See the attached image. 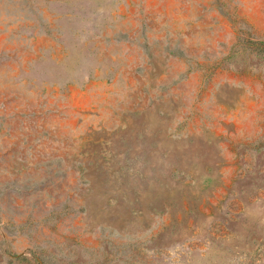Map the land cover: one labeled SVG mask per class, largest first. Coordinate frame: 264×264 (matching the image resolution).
<instances>
[{
    "label": "rangeland",
    "instance_id": "obj_1",
    "mask_svg": "<svg viewBox=\"0 0 264 264\" xmlns=\"http://www.w3.org/2000/svg\"><path fill=\"white\" fill-rule=\"evenodd\" d=\"M0 264H264V0H0Z\"/></svg>",
    "mask_w": 264,
    "mask_h": 264
}]
</instances>
